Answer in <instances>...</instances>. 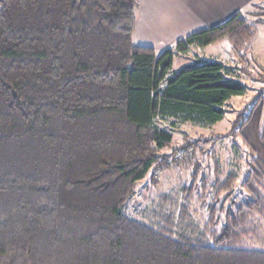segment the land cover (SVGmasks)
I'll return each instance as SVG.
<instances>
[{"label":"trees","instance_id":"1","mask_svg":"<svg viewBox=\"0 0 264 264\" xmlns=\"http://www.w3.org/2000/svg\"><path fill=\"white\" fill-rule=\"evenodd\" d=\"M138 5L0 0V264H264V248L243 245L251 215L264 213L260 94L234 124L254 155L248 192L238 198L235 175L215 186L209 234L188 204L151 222L126 211L137 183L172 164L161 153L179 124L221 121L248 89L220 61L169 74L174 56L224 39L240 53L255 35L236 12L158 55L133 42ZM196 190L184 188L187 203Z\"/></svg>","mask_w":264,"mask_h":264},{"label":"rangeland","instance_id":"2","mask_svg":"<svg viewBox=\"0 0 264 264\" xmlns=\"http://www.w3.org/2000/svg\"><path fill=\"white\" fill-rule=\"evenodd\" d=\"M250 11L251 14L242 12L248 22L255 26V35L248 44L250 50L243 49L237 53L230 41L224 39L205 46L193 45L186 52L174 56L169 74L197 59L220 61L226 66L229 76L246 84L248 89L244 95L233 96L227 102L228 111L221 121L206 127L192 123L179 124L174 131L172 147L165 148L161 153L168 155L167 159L172 164L151 169L136 185L135 193L126 209L136 218L151 222V212L178 213V206L188 204L195 225L209 234L206 228L209 221L207 206L215 195V186H219L229 175H235L238 198L243 199L246 196L248 191L244 187V181L251 169L254 155L243 143L234 124L240 112H249L259 94L264 101V81L259 79L264 76V6L252 7ZM150 33L143 30V40L146 45H158V55L167 47H173L165 41L152 40ZM137 34H133L134 41L137 40ZM191 142L193 144L188 149L181 148ZM173 158L178 162L173 163ZM197 165L198 173L195 178L191 177ZM189 184L197 186L198 190L193 193L192 201L187 203L184 199V188ZM208 187H211V191H208ZM255 187L256 193L264 198V181L256 183ZM164 195L170 196L167 202L162 201ZM248 221L250 233L243 238V245L264 248V213L255 212Z\"/></svg>","mask_w":264,"mask_h":264},{"label":"crops","instance_id":"3","mask_svg":"<svg viewBox=\"0 0 264 264\" xmlns=\"http://www.w3.org/2000/svg\"><path fill=\"white\" fill-rule=\"evenodd\" d=\"M138 1L136 27L133 33L138 34L137 40L133 42L136 45H146L142 31L148 30L151 32L152 40L165 41L173 47L183 36L219 24L236 12L251 14L252 7L264 6V0ZM157 46L152 47L157 51Z\"/></svg>","mask_w":264,"mask_h":264}]
</instances>
